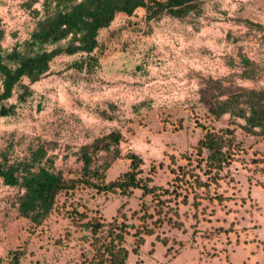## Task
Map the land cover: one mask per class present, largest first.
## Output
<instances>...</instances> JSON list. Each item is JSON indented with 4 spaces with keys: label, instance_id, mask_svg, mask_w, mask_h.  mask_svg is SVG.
<instances>
[{
    "label": "rangeland",
    "instance_id": "1",
    "mask_svg": "<svg viewBox=\"0 0 264 264\" xmlns=\"http://www.w3.org/2000/svg\"><path fill=\"white\" fill-rule=\"evenodd\" d=\"M27 1L0 0L2 51L9 52L22 44L33 30L37 18L32 11L40 9L42 0L30 9L25 5ZM142 13L139 10L136 16L116 19L113 29L125 25L127 30L107 42L110 60L100 61L93 71H79L74 66L82 59L79 55H60L53 60L49 74L30 86L32 95L18 105L14 114L0 117V161L2 155L9 162L20 161L42 147L46 156L39 165L73 178L82 168L80 147L118 131L124 138L119 144L120 157L144 149L137 145V150L128 149V140L136 135L140 142L151 146L148 151L154 158L165 156L162 161L146 164L141 176L147 177L153 165L155 173L150 176L149 186L171 191L174 174L169 166L177 170L187 165L181 156H191L192 165H196L193 149L204 133L201 126L209 125L215 131L234 129L242 151L221 172L223 179L219 182V192L228 200L221 205L203 201L202 206L207 208L203 212L198 209L195 218L191 195L187 205L176 207L173 195L161 194L160 200L170 202L159 205L154 201L155 210L163 211L161 218L155 216L148 221L151 224L160 219L151 225L153 234L144 237L136 254L131 253L133 239L126 238L131 256L127 263L264 264V245L259 256L254 250H260L253 232L257 226H252L253 208L245 201L244 189L252 183L250 179L264 183L260 180L264 176V138L229 126V115L213 121L201 101L202 93H219L216 82L221 80L227 88L264 87V0H202L196 9L178 19L163 15L147 22ZM124 45L128 46L122 52ZM242 60L251 65L245 66ZM244 73L248 77H243ZM23 83L28 84L26 80ZM8 103H15V98ZM236 122L243 124L241 119ZM169 129L172 136L162 151L155 144L168 140ZM112 158V152H98L93 163L103 166ZM258 175L261 177L255 178ZM21 190L3 185L0 179V258L7 261L13 251L24 255L31 245L53 242L73 250L76 264H84L82 255L86 250L82 254V249L88 244L81 237L86 232L68 216L70 203L79 205L80 211L81 206H87L100 214L93 209L101 205L97 201L116 193L97 194L84 187L62 192L57 207L37 226L18 214ZM143 202L151 204L152 196L141 194L133 197L131 205L126 203L122 212L130 223L138 224L130 216ZM168 208L177 210L179 216L174 217ZM166 212L167 218H163ZM44 246L38 248L42 251Z\"/></svg>",
    "mask_w": 264,
    "mask_h": 264
},
{
    "label": "trees",
    "instance_id": "2",
    "mask_svg": "<svg viewBox=\"0 0 264 264\" xmlns=\"http://www.w3.org/2000/svg\"><path fill=\"white\" fill-rule=\"evenodd\" d=\"M202 0H42L40 9L32 11L37 18L35 26L27 40L14 46L9 52L0 49V117L15 113L18 105L24 103L31 95L30 86L49 74L53 60L60 56L81 55V61L74 66L79 71H93L107 52V45L100 40V32L107 29L121 15L127 18L137 15L142 10L143 18L151 19L168 15L182 18ZM39 0H28L25 4L29 9ZM1 36V35H0ZM65 41L64 45L60 43ZM122 46V52L125 47ZM245 66L251 65L242 60ZM243 77H248L245 75ZM24 80L28 84H24ZM219 85L217 95L208 96L202 93L201 101L205 104L208 116L217 121L224 115H229L228 125H234L244 133L264 138V87L247 89L242 87H225L223 80ZM15 98V103H8ZM241 119L243 124H238ZM204 130L198 140L193 166L191 156H181L188 161L185 166L169 170L174 174L172 190L150 187L151 174L155 173L150 166L147 177L143 178L142 160L134 153L128 152L120 157L119 144L124 141L122 134L112 131L91 144L79 149L78 159L82 163L81 172L73 178H65L60 171H53L39 163L45 158L42 147L30 152L29 158L9 162L2 155L0 161V179L3 185L19 187L23 190L18 199L17 211L20 217L40 225L50 212L57 207L60 193H68L79 187L90 188L99 193H119L130 197L135 189L141 190L142 196H152L151 204L143 202L139 209L131 212L130 223L121 205L117 216L106 222L97 211H91L87 206L70 203L68 216L74 225L80 226L86 233L81 237L88 244L84 264H128L130 251L126 248V238L133 239L131 253L136 254L144 244L145 236L153 234L151 225H156L160 219L149 224L155 216L161 218L162 210H155L154 201L159 205H167L170 200H160L162 195H173L175 206L187 205L191 195L190 206L194 209V217L198 209L203 212L209 204L221 205L228 198L219 192V182L223 179L221 172L232 162H235L242 149L236 142L234 129L225 128L215 131L209 125L201 126ZM113 153L110 162L103 166L93 163L98 152ZM205 157H203V155ZM116 159L129 161L128 170L114 181L106 182V170ZM174 164L172 156L169 157ZM35 165H38L36 168ZM162 167V164L159 165ZM159 190V192H157ZM162 194V195H161ZM180 201H177L179 200ZM66 201L61 203L64 207ZM153 207V213L150 209ZM168 211L178 217L175 209ZM167 212L163 218H167ZM179 227L181 225H178ZM165 242V241H164ZM7 261L0 258V264H19L23 252L13 251ZM83 254V253H82Z\"/></svg>",
    "mask_w": 264,
    "mask_h": 264
},
{
    "label": "crops",
    "instance_id": "3",
    "mask_svg": "<svg viewBox=\"0 0 264 264\" xmlns=\"http://www.w3.org/2000/svg\"><path fill=\"white\" fill-rule=\"evenodd\" d=\"M41 3V2H40ZM39 3V4H40ZM122 17L121 15L117 16V18ZM124 17V16H123ZM127 18V17H124ZM114 22L107 28L104 29L100 32V40L104 42V44L108 45L107 42H110L111 39L115 38L117 36V33L120 31L123 32L124 30H127V26H119L117 29H113V25L116 21ZM35 25V24H34ZM29 37V35H28ZM79 55L80 54H75ZM74 56V55H73ZM109 57V52L105 53L103 56V61L110 60ZM169 134L167 133L166 139L168 140H160L158 143L155 144L153 143V146L157 145L162 151L165 150V145L166 143L170 142V136H172V130H168ZM138 135L131 137L128 140V149L130 150H137V146L144 147L143 150L141 151H132L134 154H136L143 162L141 169L146 167V164H149L152 162V160H157V161H162L163 158H165L164 155H159V157H153L150 153V145L146 144L144 141L140 142L138 139ZM163 142V143H162ZM155 144V145H154ZM171 154V153H169ZM174 155L176 153H173ZM129 167V161L125 159H116L110 163V166L106 170V182L114 181L117 179L121 174L125 173L128 170ZM261 174V173H260ZM263 176V174H261ZM261 175L255 178H260ZM250 178H247V181ZM252 181L251 184H248L247 186L244 187L245 192H246V202L247 204H250L252 206V216L254 218V223L252 226L255 224L257 226L256 230H253L254 236L257 237L256 240H258V248L260 247V250L257 249V247L254 248V250L258 253V256L263 254V245H264V183H257L253 179H250ZM261 182H264V176L262 179H260ZM142 192L141 190L135 189L132 191V195L130 198H123L117 194H112L103 196V200H98L97 203L101 202V205L98 207H94V210H99L100 214L102 215L103 219L106 221H110L112 218L116 217L118 210L120 209L122 204H126L127 202L131 205V201L133 197L135 196H141ZM243 198V197H242ZM39 240V238H36ZM41 239V238H40ZM51 241V240H50ZM48 241V243L50 242ZM44 246V250H40L38 246ZM32 248L27 250V253L23 255V257L20 259L19 264H76L77 260L73 259V250L71 249H64L60 247L59 245H56L55 243H50V244H44V243H39V245L36 247V245H31ZM69 246H72L71 244ZM88 248L82 249V253ZM33 251V252H32ZM81 252V251H80ZM43 254V255H42ZM45 257V259L43 258ZM130 254L128 256V260H130ZM130 264V263H128Z\"/></svg>",
    "mask_w": 264,
    "mask_h": 264
},
{
    "label": "built area",
    "instance_id": "4",
    "mask_svg": "<svg viewBox=\"0 0 264 264\" xmlns=\"http://www.w3.org/2000/svg\"><path fill=\"white\" fill-rule=\"evenodd\" d=\"M23 192V190H21Z\"/></svg>",
    "mask_w": 264,
    "mask_h": 264
}]
</instances>
